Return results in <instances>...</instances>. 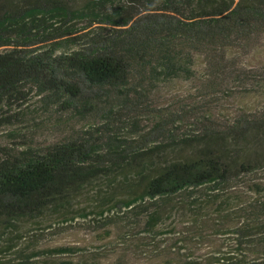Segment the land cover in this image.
Wrapping results in <instances>:
<instances>
[{"label":"trees","instance_id":"1","mask_svg":"<svg viewBox=\"0 0 264 264\" xmlns=\"http://www.w3.org/2000/svg\"><path fill=\"white\" fill-rule=\"evenodd\" d=\"M258 35H264V0H0L4 122L15 120L7 109L20 106L31 90L82 115L107 105L94 135H76L42 150L0 145V231L47 211L67 213L87 184L120 170H133L135 177L125 179V196L115 208L137 215L150 209L147 228L162 215L149 204L178 194L188 197L208 188L205 204L225 202L220 201L225 189L264 165V109L241 114L226 127L204 124L178 136L170 126L185 115L155 113L150 97L162 81L194 80L197 63L220 77L235 66L231 52ZM111 100L122 112L155 113L160 119L147 129L134 120L130 130L136 139L119 137L113 127L119 110ZM180 148L190 154L178 156L174 151ZM167 152L173 156L156 163V156ZM245 230L235 231L237 245L252 235ZM20 256L21 264H29L37 253ZM207 264H264V258L216 255Z\"/></svg>","mask_w":264,"mask_h":264},{"label":"rangeland","instance_id":"2","mask_svg":"<svg viewBox=\"0 0 264 264\" xmlns=\"http://www.w3.org/2000/svg\"><path fill=\"white\" fill-rule=\"evenodd\" d=\"M231 55L235 66L220 77H211V68L204 69L197 63L194 80L177 78L159 83L150 97L155 113L164 117L172 113L185 115L183 120L171 124L175 134H189L204 124L226 127L241 114L258 115L264 109V35L256 36ZM110 105L119 110L113 126L119 137L136 139L130 130L134 120L137 127L147 129L160 119L155 113L122 112L116 100H111ZM104 107L107 105L97 106L98 115L63 111L60 103H48L31 90L20 106L7 109L8 113H15L12 123L3 121L6 107L0 109V145L42 150L76 135H94L105 121L99 116ZM174 153L181 157L190 154L181 148ZM172 156L170 152L162 153L155 161L163 162ZM134 177L133 170L113 171L79 191L67 206V213L47 211L40 219L22 220L0 231V261L21 264L20 255L31 252L37 253L30 260L32 264H207L216 255L231 254L264 258V165L249 175L239 176L235 186L225 189L220 196V201L226 199L225 202L218 199L205 204L209 190L206 188L192 196L178 194L168 201L149 204L162 211L153 229L145 224L150 209L137 215L115 208L116 200L125 196V179ZM198 203L201 205L194 206ZM243 228L252 235L237 245L235 231ZM12 244L15 246L5 251ZM65 246L71 247V252H54ZM19 250L22 254H18Z\"/></svg>","mask_w":264,"mask_h":264}]
</instances>
